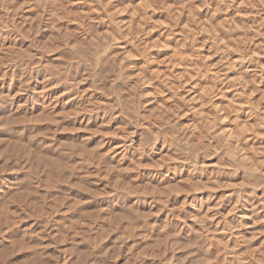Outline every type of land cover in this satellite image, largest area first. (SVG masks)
Masks as SVG:
<instances>
[{"label":"bare ground","instance_id":"6f19581e","mask_svg":"<svg viewBox=\"0 0 264 264\" xmlns=\"http://www.w3.org/2000/svg\"><path fill=\"white\" fill-rule=\"evenodd\" d=\"M188 1L0 0V161L57 196L41 218L72 228L80 261L124 240L149 249L150 224L196 264L205 245L264 264V25L248 0ZM140 32L158 33L161 75Z\"/></svg>","mask_w":264,"mask_h":264},{"label":"rangeland","instance_id":"374dc122","mask_svg":"<svg viewBox=\"0 0 264 264\" xmlns=\"http://www.w3.org/2000/svg\"><path fill=\"white\" fill-rule=\"evenodd\" d=\"M186 1H188V0H186ZM238 1H241V0H238ZM242 1H245V0H242ZM248 1H250L253 4L252 5L250 2H248V3H250L249 5H251V7L254 6L256 8L255 9L253 7L252 11L256 12V14L258 13L256 16H254V19L256 18V20H257V21L255 20V21L257 23L259 22L258 23L259 25L261 23V26H263L264 25V8H263L264 7V3H263L264 0H261L262 2H260L259 0H248ZM91 3H93V2H91ZM91 3H90V5H91ZM188 3H189V1H188ZM191 4L196 5V3H194V2L193 3L190 2L189 5H191ZM194 5H191V6L195 8ZM161 14H159L157 17H155V19L160 18L159 20L162 19L161 21L164 20V22L167 21L166 23H169L171 18L169 20V17L166 18L165 17L166 15L162 14V16H164L166 18V20H165V18L162 17ZM126 19H128V18L126 17ZM158 19H157V21H158ZM185 20L187 21L186 18L184 19V21ZM126 21H128V20H126ZM172 22L173 21H171L169 23V24H171L170 30L171 31H179L180 27L177 26L178 24H176V22H174V24H176V25H174ZM190 22L192 24V21H190ZM175 29H177V30H175ZM140 33L142 35L137 34V36L139 38L140 37L141 38L140 39L138 38L139 40H137L136 42L139 41L138 42L139 44L142 42L141 43L142 45L141 44L140 45L143 47H141V48H146L144 46L145 43H143V41L147 40L146 46L151 48L147 52H149V53L152 52V54L146 53V55L147 54L149 55V56L147 55L148 57H146V58L149 60H151L153 58L152 59L153 62L150 61L151 63L149 62V65H151L153 63L150 67H152L154 70H156V72H157V69H159V70L161 69L162 71L158 70L159 75H161L163 73V70L166 69V65H167L166 59H164V55H163L164 50L163 49H161L160 51L157 50V48H161L160 47L161 43L156 44V42H154L155 46H153L154 43H152L153 41L150 42V40L154 37L152 36L151 39H147L146 35H143L142 32H140ZM157 34H155V39H152V40H156V38L158 37ZM202 36H204V35L200 34L199 38H201V40H203L202 43L205 42L204 43L205 46H208V44H206L207 42L204 40L205 38L202 39L203 38ZM132 37H134V36L132 35ZM148 41L151 45L148 43ZM152 46L155 48H153ZM152 49L155 51H152ZM154 52H156V53H154ZM209 52H210L209 54H212L210 49H209ZM153 53L155 55H153ZM142 56H144V55H142ZM152 56L155 57V60H154V57H152ZM211 57L213 59L215 57V55H211ZM156 67H157V69H155ZM167 67H168V65H167ZM2 71L4 73V70H2ZM5 72H7V70H5ZM0 94H1V92H0ZM1 95H0V100H1V97L3 98V96H1ZM7 128H10V127L7 126ZM4 162H5V166H3L4 168L2 169L1 165H3ZM14 162L15 161H11V162L10 161L6 162L4 160L0 161V189H1V187H3L5 185V184L3 185V181H4V183H8V182H9L8 184L11 183L10 184L11 186H12V183H15V184L18 183L19 185L24 187L23 190L25 192L22 191L20 194L18 193L20 195L19 196V195H17L16 192L14 193L12 191L14 193V195H16V197L17 196H18V198L20 197V199H21L20 200V199L16 198L12 192L10 193V190L12 189V188L8 189L9 187H11L10 185H8L9 186L8 188L3 187V190H0V247H1L0 248L1 249L0 250V264H37L35 259L41 260L42 258L46 261L49 260L50 264H80V262H81V264H104V263L111 264L112 261H115V264H122V263L125 264L126 262H124L125 258H123L124 257L123 254L124 253L128 254L126 252H129L131 248H135V249H132V251H130V252H133L134 250L135 251L133 252V254L131 253V260L132 261L130 260V264H194L196 261H198V258H196L197 256L195 257L193 254L185 253V250L182 249L183 247H181L182 245H179V246L171 245L169 242H164V241H161L160 244L157 243V245H156V243L154 242L155 241L154 239L156 238L157 234L159 233V230L157 228H154V227L151 228L150 224L147 225V228L139 227V229H141L146 234L147 237L149 236L151 239H153L152 241L149 240L150 241L149 246H148L149 249L145 250L146 246L144 247V245L141 244V241L133 240L132 242H130V241L124 240L120 245V248H121L120 252L122 254L120 253L118 256H114V255H112L113 253L111 251H108V252H106L107 254L106 253H100L96 257L94 256L93 258H91L92 256L91 257L87 256V258L85 260L82 259L80 261L78 259L79 254L77 252L80 251L82 248L84 250L86 249L85 246L83 245V242L80 241L79 239H77L76 245L77 244H78V246L80 245L81 248L79 249V247H78V249H76L77 247L74 245L75 244V241H73L74 239L72 238V240H70L72 228H70V226H69L68 230H66L68 227L66 229L58 228L56 223H54L50 218L48 219V217L51 216L50 213H52V211L49 210V212H47V216H46L45 212L47 209L42 208V210H40L42 198H44V197H46L48 199L50 198L49 200L46 198L43 199L47 203L48 202L50 203L51 197H48V196H51L49 194H53V193H48L44 197L41 196V194H42V193H40L41 192V185L43 184V183L41 184V180L36 182V180L34 178H32V176H30V175H28L29 177L27 178V174L25 175L26 177L24 175L20 176V175L16 174L15 170L18 167H17V163L14 164ZM15 166H16V168H15ZM79 175H81V177H83L84 179L86 178V174L84 171H82ZM79 175L77 174L76 176L80 177ZM94 177H95V179H97L96 176H94ZM94 177L91 174V176L87 175L86 179H88L89 182H91V180H92L91 184H94V182L97 181L95 179H92ZM14 178H16V179H14ZM118 178H120V177L118 176ZM21 181H22V184H21ZM39 183H40V185H39ZM95 183L96 184L98 183L97 186H99V187L103 186V185H101V183H99V181H97ZM26 184L27 185L31 184L32 186H29L30 188H28ZM33 185L36 187L34 188ZM25 187H27L28 189ZM39 187H40V189H39ZM114 187H116V186H113L112 188H114ZM34 189H35V192L37 190L36 193L34 192ZM6 190H9L7 192L8 195L6 193ZM4 192L7 196L5 194L3 195ZM90 193L93 194V192H90ZM2 195L5 197H3ZM10 195H13L14 197L10 196ZM97 196H98V194L93 196V197L95 198ZM93 197L91 199H94ZM14 198H16L19 201L17 202V200H14ZM52 198H53V201L54 200L56 201L57 196L53 194ZM1 199H5L6 202L1 201ZM57 200H60V198L58 197ZM54 202L51 201L50 205L52 204V206H54ZM163 202L164 201H162L160 203L164 204ZM10 203H12L13 205ZM165 204L167 205V203H165ZM16 206H18V208ZM171 206H173L174 208L172 207V209H171ZM168 207H170L171 212H173L175 214L176 213L178 214L180 212L179 211L180 209L178 210L177 206H174L173 204L169 205ZM5 209H6V211H4ZM44 209H45V211H44L45 214L43 213L44 216H42L43 218H41V213H42L41 211H43ZM167 209H169V208H167ZM21 211H22V213H21ZM179 214H178L179 217L182 216L181 212ZM44 217L46 218V221H45ZM74 230L81 232V228H79V227H76ZM120 230L122 231V233L126 231L124 228H120ZM22 236H24V237H22ZM22 239H24V240H22ZM72 241L74 242V244L72 243ZM100 245H102V244H100V242H99V244L93 243V246L97 249L100 247ZM155 246H158V247L160 246L159 247L160 250L158 249V247H155ZM172 246H174V247H172ZM126 247H128V248H126ZM177 247H179V248H177ZM206 247H208V248H206ZM203 248L204 247H202L200 249L199 248L196 249L199 256H201L202 258L205 257V260L203 259L205 263L203 261H199L200 263L203 262L204 264H226L225 263L226 262L225 256L222 254V251L218 247H214V246L211 247V246L205 245L204 249L206 251L208 250L207 254L209 257L203 256L204 255L203 252H205V250ZM44 251H45V253H44ZM136 251H137V254H135ZM46 252H48V253H46ZM48 256H50V257H48ZM223 256H224V258H223ZM220 257H222V258H220ZM207 258H209V259L207 260ZM94 259H96V260H94ZM222 259H224L225 261ZM50 260H53V261H50ZM199 262H197V264H199ZM206 262H208V263H206Z\"/></svg>","mask_w":264,"mask_h":264}]
</instances>
